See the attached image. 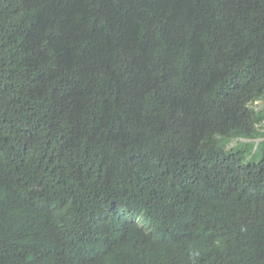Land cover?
<instances>
[{"label": "trees", "instance_id": "obj_1", "mask_svg": "<svg viewBox=\"0 0 264 264\" xmlns=\"http://www.w3.org/2000/svg\"><path fill=\"white\" fill-rule=\"evenodd\" d=\"M255 101L264 0H0V264H264Z\"/></svg>", "mask_w": 264, "mask_h": 264}, {"label": "clouds", "instance_id": "obj_2", "mask_svg": "<svg viewBox=\"0 0 264 264\" xmlns=\"http://www.w3.org/2000/svg\"><path fill=\"white\" fill-rule=\"evenodd\" d=\"M254 104L255 105L258 104L259 106H261V104L264 105V103L263 102L261 103L260 101H255ZM255 142H258V140H256ZM233 143H234V140H232L231 142L228 143L229 145H227V146H229L228 147L229 150H231V147L234 145Z\"/></svg>", "mask_w": 264, "mask_h": 264}, {"label": "rangeland", "instance_id": "obj_3", "mask_svg": "<svg viewBox=\"0 0 264 264\" xmlns=\"http://www.w3.org/2000/svg\"><path fill=\"white\" fill-rule=\"evenodd\" d=\"M262 105V104H261ZM241 141H247V140H245V139H240ZM234 144V143H233Z\"/></svg>", "mask_w": 264, "mask_h": 264}]
</instances>
